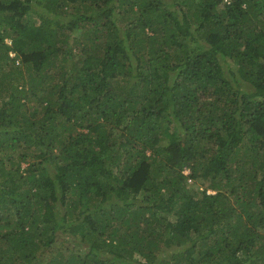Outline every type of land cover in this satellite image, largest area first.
<instances>
[{"label": "trees", "instance_id": "16d2710c", "mask_svg": "<svg viewBox=\"0 0 264 264\" xmlns=\"http://www.w3.org/2000/svg\"><path fill=\"white\" fill-rule=\"evenodd\" d=\"M162 261L264 264V0H0V264Z\"/></svg>", "mask_w": 264, "mask_h": 264}, {"label": "rangeland", "instance_id": "374dc122", "mask_svg": "<svg viewBox=\"0 0 264 264\" xmlns=\"http://www.w3.org/2000/svg\"><path fill=\"white\" fill-rule=\"evenodd\" d=\"M57 244H59V242L57 243ZM75 247V246H74ZM78 250V249H77ZM165 263H167L166 261H162V263H159V264H165Z\"/></svg>", "mask_w": 264, "mask_h": 264}, {"label": "built area", "instance_id": "2783aa9c", "mask_svg": "<svg viewBox=\"0 0 264 264\" xmlns=\"http://www.w3.org/2000/svg\"><path fill=\"white\" fill-rule=\"evenodd\" d=\"M12 55V54H11ZM185 174H187L188 173V170L187 169H184V171H183Z\"/></svg>", "mask_w": 264, "mask_h": 264}]
</instances>
